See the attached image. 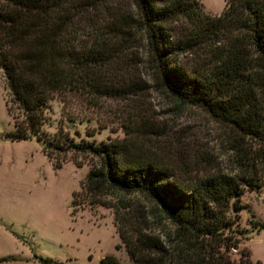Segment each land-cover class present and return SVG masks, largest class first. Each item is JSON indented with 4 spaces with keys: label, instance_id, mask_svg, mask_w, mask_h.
Returning <instances> with one entry per match:
<instances>
[{
    "label": "trees",
    "instance_id": "16d2710c",
    "mask_svg": "<svg viewBox=\"0 0 264 264\" xmlns=\"http://www.w3.org/2000/svg\"><path fill=\"white\" fill-rule=\"evenodd\" d=\"M142 57L153 88L224 127L234 174L199 171L194 159H177L174 144L168 155L145 113L123 123L120 138L74 142L61 125L47 137L51 97L127 99L144 89L133 64ZM0 69L11 139L43 142L54 167L68 150L93 157L80 183L90 199L136 192L153 203L146 212L104 202L114 206L115 246L130 264H260L245 247L237 260L228 250L239 243L241 194L264 180V0H224L218 14L199 0H0ZM161 218L170 223L166 240L150 228ZM98 264L122 263L105 254Z\"/></svg>",
    "mask_w": 264,
    "mask_h": 264
},
{
    "label": "rangeland",
    "instance_id": "374dc122",
    "mask_svg": "<svg viewBox=\"0 0 264 264\" xmlns=\"http://www.w3.org/2000/svg\"><path fill=\"white\" fill-rule=\"evenodd\" d=\"M199 1L210 14H218L224 6V0ZM143 60L135 59L133 64L135 79L144 89L127 99H89L88 94L79 92L69 94L65 101L60 95L51 97L44 111L46 121L41 125L47 137H52L61 125L74 142L120 138L122 124L137 119L135 113H145L158 125L160 139L170 145L168 155L173 156L174 144L177 159H194L199 171L234 174L233 152L224 127L201 107L175 103L153 88L150 70ZM7 99L8 89L0 69V264H41L37 256L61 264H98L105 254L130 264L124 246H115L120 239L113 224L114 206L104 202L119 206L127 201L146 212L154 208L153 203L136 192H113L97 197V201L90 199L80 183L95 159L68 150L57 154L61 165L54 167V159L42 151L43 142L34 137L11 139ZM240 200L243 208L237 211L233 225L240 231L239 243L228 254L237 260L238 250L245 247L253 261L264 264V180L253 189L245 187ZM230 213L234 214L233 210ZM150 228L166 240L170 223L161 218L159 223L151 222Z\"/></svg>",
    "mask_w": 264,
    "mask_h": 264
},
{
    "label": "built area",
    "instance_id": "2783aa9c",
    "mask_svg": "<svg viewBox=\"0 0 264 264\" xmlns=\"http://www.w3.org/2000/svg\"><path fill=\"white\" fill-rule=\"evenodd\" d=\"M233 249V247H231Z\"/></svg>",
    "mask_w": 264,
    "mask_h": 264
}]
</instances>
